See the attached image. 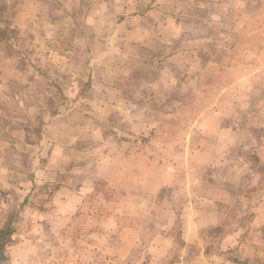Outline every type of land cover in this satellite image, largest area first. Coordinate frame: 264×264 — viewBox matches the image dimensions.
<instances>
[{"label":"rangeland","instance_id":"obj_1","mask_svg":"<svg viewBox=\"0 0 264 264\" xmlns=\"http://www.w3.org/2000/svg\"><path fill=\"white\" fill-rule=\"evenodd\" d=\"M10 1L0 0V11L13 19L22 7L11 10ZM50 8L55 22L50 28L46 21L34 27L41 48L36 54L29 48L25 56L43 63L69 59L61 77L68 85L74 76L82 80L79 88L86 97L67 99L64 82L50 84L51 76L47 81L35 77L28 85L10 84L8 90L19 98L6 101V108L22 126L32 128L48 118L46 111L67 112L78 129L61 126L68 119L56 122L60 146L47 151L40 169L46 167L67 195L66 187H86L90 193L79 199L82 206L63 202L64 194L62 199L55 196L58 206H53L54 184L43 188L42 206L14 210L10 232L0 219V233L6 235L3 264H264V227L252 225L254 206L238 217L235 205L244 193L256 203L259 193L250 192L264 188V163L256 162L253 148L243 149L248 142L264 140V0H59ZM22 26L28 22L23 20ZM179 29L185 31L179 34ZM162 32L166 41L172 40V50L183 53L179 58L191 62L197 57L191 68L196 81L183 77L182 84L170 82L174 67L168 62L165 99L152 100L153 115L145 114L142 99L131 109L140 113L132 116L124 99L111 106L110 94H87L89 58L102 69L122 67L124 61L110 56L109 48L124 50L131 42H143L160 52L154 42L163 38ZM14 70L0 66L5 75H14ZM108 77L133 85L124 75ZM143 84L136 82L135 87ZM27 107L33 109L30 114H24ZM145 122L156 130L141 129ZM96 124L98 131L92 130ZM73 133L85 141L66 147ZM27 135L34 138L33 131ZM247 155L244 164L237 161ZM148 156L153 161L145 162ZM227 158L232 162L221 165ZM188 182L191 199L224 203L199 206L205 203L196 200L198 206H188ZM193 207L214 208L219 227L198 230V241L186 245L182 236L190 233Z\"/></svg>","mask_w":264,"mask_h":264},{"label":"crops","instance_id":"obj_2","mask_svg":"<svg viewBox=\"0 0 264 264\" xmlns=\"http://www.w3.org/2000/svg\"><path fill=\"white\" fill-rule=\"evenodd\" d=\"M44 1L47 5H44L42 3V0H11V10L15 5L18 6V8L22 7L17 11L13 19H9L8 16L5 15V12L0 11V66L4 65L6 67V65H11L15 67L14 75H5L1 72L2 70L0 71V219L4 222L6 221L7 233L10 232V229L13 227V224L10 222L12 220V213L14 212V210H20L21 206H42L43 201L41 200V192L44 191L43 188L45 187L52 188L55 184L56 189L52 197V200H54L53 206H58V204H55V196H59L60 199H62V194L65 195L63 202L76 201V206H78V203L79 206H82L83 203L81 201L83 200L79 201V199H83V195L85 193H90V190L87 191L86 187L79 186L76 189L66 187L70 190V193L67 195L64 192L65 188L60 185L59 182L50 179L47 174L46 167L43 166L44 171L40 169L41 162H45L46 160L44 161V159L48 157V155H46L47 151L49 150L50 152V150L60 146V142H58V139H55L56 131L58 130V127H60L56 122L58 120L68 119L67 121H63V124L61 126H70L73 130L78 129V127L75 128L74 124L70 121L71 117H68L67 112H58L56 110L46 111L45 113L48 118L43 119L39 122L38 126L32 128V126H22L21 119L17 118L15 114L9 116V112L6 108V101L10 99L18 100L19 98V95H17L16 93H11L8 90L11 83L28 85V83L31 84V81H34L36 78L44 79L45 81H47L48 76H51L50 80H48L50 84L59 81H62V83L64 82L63 84L67 88L65 87L66 90L63 91V93L64 97H66L67 99L75 100L86 97V93H81V90L79 88V84H81L80 82H82V80L76 79V76H74L73 78H71V85H68V79H62L61 77V75H63V73L65 72V67L68 65L65 62L68 61L69 63V59L67 60V58H63L64 60H62L59 64L54 60H47V62L43 63L41 61L34 62L32 59L27 57V55L25 56V51H28L29 48L30 51L34 52V54H36V51H39L41 48L40 45L36 44L37 32L36 30H34L36 29L34 27H37L38 24L40 25L41 21H46L49 24L48 28H50L51 22L54 21V14L50 6H53L54 3H58L59 0L57 2L56 0ZM48 4H50V6ZM42 5H44L45 10L40 13L38 12V8H40ZM61 9L62 8H60V11ZM136 17L141 18L143 17V15L139 14V16ZM23 20H26V22H28V27L22 26ZM122 22L123 21H121V23ZM178 31V33L181 34L185 30L179 29ZM10 33L16 34L15 38L9 35ZM48 35H50L51 37L53 35L52 31ZM160 35H162L163 38L157 36L154 42L161 48L160 52H158V50H156V53L153 52V50L145 46L146 44L143 42H131L127 44V46L125 45L124 50H120L119 47L117 50L112 51L109 48V51L112 52H109L110 56L114 55L116 59L118 58L124 61L125 65L122 67L111 65V67L109 68L103 66L104 69H102V67H99L100 65L97 66V64H95L89 58L86 62L88 79L85 81V83L87 82L89 87L87 94L92 95L93 98H102L110 94V98H112L111 106H113V102L117 103L118 101L120 102L119 99H124L123 101H125L126 104L130 107V114H132V116L140 113L137 110L131 109H134L136 107V102L142 99L144 100V105L142 106L145 114L148 115L149 113H152L151 115H153L155 111L152 110L151 105L149 106V104L152 103V100L155 101V98L161 99L163 102L165 99V82L168 81V79L166 78V73H168V69L166 66L168 65V62L172 61L174 67H171V70L172 72H174V74L170 76V82L174 81L176 84H182L183 77H186L184 79V81L186 82L196 81L195 77H192L191 68L194 65L195 59L197 57L194 56V60H192L191 62H186L184 59L179 58L182 57L183 53L177 54L176 49L172 50V40L166 41L163 32L160 33ZM25 36H28L29 38L25 39ZM148 37L149 34H145L146 40L148 39ZM33 39L34 41L31 42V40ZM128 48H132V52H126V49ZM51 51L52 50H50V52ZM76 54L82 55V53H79L78 49L76 50ZM176 59H180V62L178 64L175 63ZM72 63H77V61L73 59ZM54 67L57 69L56 71L54 70ZM51 69L54 70V74L50 71ZM108 74H114L115 76L124 75L127 77V81L131 82L133 85L128 87L123 86V84L114 81L115 77H108ZM98 75H106V77L100 78L98 77ZM56 79H58V81H56ZM141 81H143L144 84L143 86H140L139 89H137V87H135V84L136 82ZM143 89H147V91H150V93L142 91ZM51 96L52 95H49V97ZM32 111L33 109L27 107V112L25 111L24 114H30ZM96 126L97 129L93 126L92 130L98 131V129H101L100 127H98V124H96ZM194 126L195 125H193L191 128L192 130ZM127 128H130V126H127ZM141 129L150 131L156 130L154 126L150 125V122H145L144 127H142ZM37 130L38 132L35 133ZM32 131L34 133V138H30L29 135H27L29 132L31 135ZM74 136H76V138H74ZM81 136L79 133H73L71 141L67 142L64 145H66V147H70L76 144V142L80 143L81 141H85V139ZM128 143L129 145L133 144V142L131 144L130 141ZM189 143L191 144V142ZM61 146L63 147V145ZM250 148H253V150H251V155L258 157L256 162L258 164H260V162L264 163V140L262 139V142H256L253 144H251V142H248L247 145L243 147L244 151L248 152ZM248 155L246 158H242L241 156L237 157V161H240L244 164L245 161H248ZM151 161H153V159L148 156L145 162L149 163ZM231 162L232 161L227 158L221 160L220 164H230ZM233 163H235V161H233ZM235 168L238 167L235 166ZM249 171L251 173L252 171H254L251 176L258 177L259 179V176L257 175L258 172L252 170L251 168H249ZM60 173V175H62L63 172ZM177 179L180 178L176 177L175 183H177ZM186 179L188 178L186 177ZM223 179L224 183H226V177H224ZM257 184L256 188L259 187L257 186ZM56 185H58V187ZM187 189V194H189L188 206H198L200 200L204 201L203 203L205 204H201L199 206H217L216 202L224 203L221 200L211 201L200 197L191 199V195L193 193L190 190L191 188L189 187V182L187 185ZM224 192L225 195L230 194V191ZM250 193L254 195L259 193L260 199L256 203L251 204L250 202L252 200L249 197L251 195L244 193L240 198H238L237 203L235 204L236 206H238L236 213L238 217H241L245 213H250V209H248V206H254L252 225L259 228L264 227V188L261 189V191L254 189V193ZM196 200H198L199 202L197 203ZM44 206L49 205L48 203H46V205ZM245 210L247 212H245ZM190 214L192 215L190 221V233L186 236H184L185 234L182 236L183 242L186 245L198 241V230L207 227L215 228L219 225V214L214 208L195 209V207H193L190 209ZM0 235V240L2 238H6V235L3 232L0 233Z\"/></svg>","mask_w":264,"mask_h":264},{"label":"water","instance_id":"obj_3","mask_svg":"<svg viewBox=\"0 0 264 264\" xmlns=\"http://www.w3.org/2000/svg\"><path fill=\"white\" fill-rule=\"evenodd\" d=\"M4 242H6L5 238L0 240V264H3L4 262H6V259H7V254L3 248Z\"/></svg>","mask_w":264,"mask_h":264},{"label":"trees","instance_id":"obj_4","mask_svg":"<svg viewBox=\"0 0 264 264\" xmlns=\"http://www.w3.org/2000/svg\"><path fill=\"white\" fill-rule=\"evenodd\" d=\"M38 132V130L35 132V133H37ZM45 188H47V187H45ZM49 188V187H48ZM219 227V226H218ZM217 228V227H216ZM210 229H214V228H210Z\"/></svg>","mask_w":264,"mask_h":264}]
</instances>
